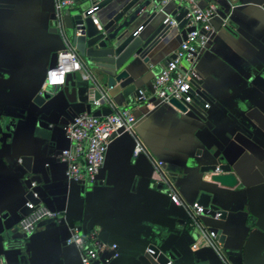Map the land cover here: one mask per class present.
<instances>
[{"label": "crops", "instance_id": "1", "mask_svg": "<svg viewBox=\"0 0 264 264\" xmlns=\"http://www.w3.org/2000/svg\"><path fill=\"white\" fill-rule=\"evenodd\" d=\"M263 2L198 0L200 7L214 4L231 8L235 24L233 35L215 19L210 39L195 64L201 82L196 92L209 103L205 111L215 124L213 131L226 146L227 159L238 179L234 187L217 184L212 200L218 210L226 211V218L205 217L208 225L220 229L225 236L224 243L215 241L214 247L227 264H264ZM54 3L0 0V128L6 118L15 120L13 132H0V214L9 213L21 231L18 219L26 196L11 166L17 156L31 153L41 156L35 171L43 173L42 184L36 185L39 204L62 214L59 221H39L33 232L20 241L27 244V250L22 252L26 263L81 264V249L64 243L75 230L82 236L96 231L102 242L117 243L119 257L110 264H140L139 249L151 242L165 241L160 236L165 233L168 239L183 235V246L192 251L200 249L204 246L202 240L197 248L190 247L195 230L178 220L185 214L182 208L192 213L188 205L197 200L199 183L210 177L211 173L200 172L202 154L206 153L194 138L195 127L188 111L159 102L151 87L154 76L178 48L180 30L170 28L146 60L136 58L132 81L142 90L143 99L138 100L136 94L125 98L117 94L110 100L114 106L132 112L136 118L134 137L144 143L147 154L134 156V137L119 135L106 151L95 183L72 182L65 178L63 163L50 160L44 167L50 142L56 151L67 146L63 134L67 124L55 132L38 127L37 120L46 117L42 108L31 101L51 53L62 46L58 34L51 32L57 29ZM75 4L85 11L91 2L72 0L62 8V29L63 10L75 9ZM176 5L174 1L162 8L159 4L156 21L169 16ZM103 15V10L96 12L98 22ZM59 101L62 107L51 126H57L55 122L63 116L70 122L68 107L77 114L85 112L83 103L70 104L63 96ZM96 108L92 106V110ZM153 159L163 161L162 170L182 205L173 203L165 187L154 180ZM7 254L0 241V258Z\"/></svg>", "mask_w": 264, "mask_h": 264}, {"label": "water", "instance_id": "2", "mask_svg": "<svg viewBox=\"0 0 264 264\" xmlns=\"http://www.w3.org/2000/svg\"><path fill=\"white\" fill-rule=\"evenodd\" d=\"M73 1L78 3L84 0ZM90 2L91 5L96 4L98 10H103V19L99 21L100 28L92 22L86 10L82 11L80 7H76L75 9L67 8L63 10L65 22L61 32L55 28L51 29V32L57 33L60 38L62 46L59 50L64 49L65 44L72 45L77 50L82 60L83 69L82 73H68L62 86H48L44 90H40L47 68H53L56 65L58 50L51 53L48 66L43 73V80L31 100L36 106L42 108V113L46 117L39 118L37 126L48 131L55 132L56 129H60L61 125L69 123V119L63 116L55 122V124H58L57 126H51L53 120L56 119L55 113L58 112L59 107H62L59 101L60 96H63L70 104L83 103L86 113H91L93 116L98 117L112 112V108L105 104H108L117 94H121L124 98L131 94H136L138 97L139 88L132 81V77L135 78L131 72L132 66L135 67L136 58L146 60L147 54L169 33L171 28L169 23L163 22L166 17L156 21L159 14L157 7L160 4V0H90ZM262 7L264 8V2ZM185 13V8L176 5V8L169 14V17H172L178 23L177 28L180 30L182 39L192 29L191 27H184L185 20L183 16ZM231 16V8L217 7V16L213 21L219 19L220 27L234 35L235 24ZM138 27L141 28L134 35ZM144 29L146 30L144 31ZM170 57H174V54H171ZM83 74H87L88 77H84ZM192 84L195 88L194 90L200 89V81H194ZM152 90L154 91L153 87ZM170 103L183 112L188 111L195 127L194 138L200 144L199 149L206 153L202 154L203 162L200 172L202 174L211 173L208 181L204 180L199 183L197 200L189 203L192 204L197 201L204 207L203 214L198 219L197 217L193 218L189 211L182 208L185 214L178 222L182 225L189 224L195 230V239L191 241V246L199 239L201 233L199 226L208 231H214L216 234L214 241L223 244L225 236L221 234L220 229L208 225L205 222V217L214 218L215 211H220L221 215L216 220H224L226 218V211L218 210L212 204V200L215 199L217 184L225 187H234L238 182L236 174L232 171V162L227 159L226 146L213 131L215 124L207 116L206 108H204V104L207 102L202 96L196 93L191 103H183L180 100L171 98ZM93 105H97L98 108L92 110ZM67 111L72 117L70 121L80 114L74 112L71 107H68ZM14 126L15 120L12 117H8L4 122V127H2L3 130L0 128V132L2 134L13 132ZM63 134L66 137L65 130H63ZM125 135L129 134H120V136ZM66 139L68 141L67 146L58 151L52 147L53 142L49 143L50 148L46 154L44 167L48 166L50 160L60 162L57 158H54V155L69 147L70 140L67 137ZM38 157L41 158V156L33 153L20 155L14 158L11 166V171L24 189L26 196L18 223L24 215L30 212L25 206L27 201L39 203L36 185L42 184L43 173L35 172L38 168ZM63 164L66 171L67 166L65 163ZM65 178L75 182L68 179L66 174ZM14 224L15 220H11L9 213L0 214L1 246L8 252L5 258H0V264H27L26 258L22 254V252L24 253L27 250V244L20 241L28 235L18 231L17 226H14ZM165 234L160 235L163 239L166 238L165 241L151 242L139 249L137 260L140 264H227L213 245H204L200 249L192 251L189 247L183 246V235H180L179 238L168 239V235ZM66 239L64 243H66ZM115 244L117 245V243ZM116 250L118 256L112 261L119 257L118 245ZM108 256L109 253H104L100 257V261L103 262V259Z\"/></svg>", "mask_w": 264, "mask_h": 264}, {"label": "built area", "instance_id": "3", "mask_svg": "<svg viewBox=\"0 0 264 264\" xmlns=\"http://www.w3.org/2000/svg\"><path fill=\"white\" fill-rule=\"evenodd\" d=\"M170 1H174L186 9L183 16L184 27H191L192 29L180 41L178 48L173 52L174 57H169L155 75L152 87L159 102L170 104V99L174 98L183 103H191L197 93L192 83L199 79L195 64L199 54L205 49L210 39L209 34L213 28L212 21L217 16V7L214 4L200 7L198 0H160L161 8ZM54 2L56 28L61 31V9L70 5L72 0H54ZM86 11L92 22L100 28L96 17L97 5H90ZM163 22L169 23L171 28L177 27L178 24L169 16H166ZM140 28L138 27L134 35ZM82 69V60L77 50L72 45L65 44V48L58 51L56 65L53 68H47L40 90H44L48 86H62L68 73H82ZM83 76L88 77L87 74H83ZM137 99H143V92L140 89ZM109 106L112 108V112L108 115L98 117L83 112L76 115L66 125L65 135L70 140V146L54 155V158L66 164L65 174L68 179L75 182L94 183L97 173L104 163L109 144L121 133H127L134 137L136 118L132 112L128 108L114 106L111 102H109ZM208 107L209 103H205L204 108ZM134 139L133 155L147 154L144 143L138 138L134 137ZM152 164L156 175L154 180L160 186L165 187L167 195L173 203L182 205L183 203L162 170L163 161L153 159ZM34 196L37 197L36 194ZM25 206L30 212L20 219L19 228L27 235L31 234L36 224L43 219L52 218L59 221L62 218L60 212L53 211L39 203L27 201ZM188 207L192 210L191 216L193 218L204 212V207L197 201L189 204ZM220 215V211H215L214 218L218 219ZM199 229L201 231L199 239L191 247L197 248L199 240H202L206 246H214L215 232L200 226ZM66 244H74L81 249L82 264H109L118 256L117 245L102 242L99 240L96 231H91L82 236L75 230L66 239ZM104 253H109V256L105 257L102 262L100 257Z\"/></svg>", "mask_w": 264, "mask_h": 264}, {"label": "flooded vegetation", "instance_id": "4", "mask_svg": "<svg viewBox=\"0 0 264 264\" xmlns=\"http://www.w3.org/2000/svg\"><path fill=\"white\" fill-rule=\"evenodd\" d=\"M198 73V72H197ZM199 75V74H198ZM200 80V75H199V79H198V81Z\"/></svg>", "mask_w": 264, "mask_h": 264}, {"label": "rangeland", "instance_id": "5", "mask_svg": "<svg viewBox=\"0 0 264 264\" xmlns=\"http://www.w3.org/2000/svg\"><path fill=\"white\" fill-rule=\"evenodd\" d=\"M75 7H77L76 4H75ZM197 240H198V239H197Z\"/></svg>", "mask_w": 264, "mask_h": 264}]
</instances>
